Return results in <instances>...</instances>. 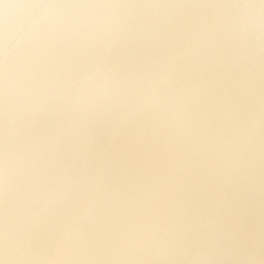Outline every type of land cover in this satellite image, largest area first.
<instances>
[{
    "label": "bare ground",
    "instance_id": "obj_1",
    "mask_svg": "<svg viewBox=\"0 0 264 264\" xmlns=\"http://www.w3.org/2000/svg\"><path fill=\"white\" fill-rule=\"evenodd\" d=\"M0 264H264V0H0Z\"/></svg>",
    "mask_w": 264,
    "mask_h": 264
}]
</instances>
